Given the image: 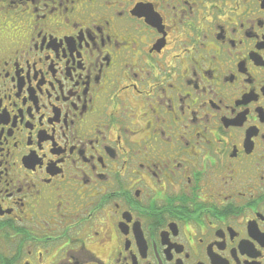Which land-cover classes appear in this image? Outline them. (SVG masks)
Masks as SVG:
<instances>
[{
	"label": "flooded vegetation",
	"instance_id": "flooded-vegetation-1",
	"mask_svg": "<svg viewBox=\"0 0 264 264\" xmlns=\"http://www.w3.org/2000/svg\"><path fill=\"white\" fill-rule=\"evenodd\" d=\"M0 264H264V0H0Z\"/></svg>",
	"mask_w": 264,
	"mask_h": 264
}]
</instances>
